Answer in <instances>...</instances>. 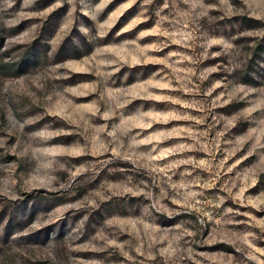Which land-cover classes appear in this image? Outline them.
<instances>
[{
	"label": "rangeland",
	"instance_id": "1",
	"mask_svg": "<svg viewBox=\"0 0 264 264\" xmlns=\"http://www.w3.org/2000/svg\"><path fill=\"white\" fill-rule=\"evenodd\" d=\"M0 264H264V0H0Z\"/></svg>",
	"mask_w": 264,
	"mask_h": 264
}]
</instances>
